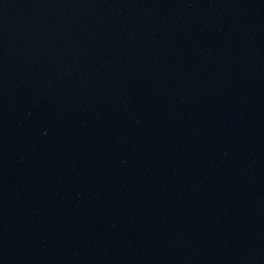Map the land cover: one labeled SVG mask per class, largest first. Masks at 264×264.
<instances>
[{
  "label": "water",
  "instance_id": "95a60500",
  "mask_svg": "<svg viewBox=\"0 0 264 264\" xmlns=\"http://www.w3.org/2000/svg\"><path fill=\"white\" fill-rule=\"evenodd\" d=\"M0 264H264V0H0Z\"/></svg>",
  "mask_w": 264,
  "mask_h": 264
}]
</instances>
